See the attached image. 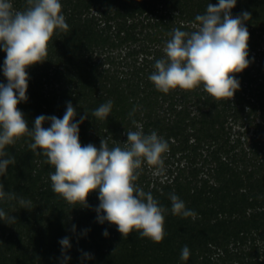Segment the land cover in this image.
I'll return each mask as SVG.
<instances>
[{
	"label": "trees",
	"instance_id": "1",
	"mask_svg": "<svg viewBox=\"0 0 264 264\" xmlns=\"http://www.w3.org/2000/svg\"><path fill=\"white\" fill-rule=\"evenodd\" d=\"M60 2L69 30H56L46 60L26 69L28 99L17 107L31 129L40 115L63 118L70 102L73 122L86 116L81 145L98 149L101 139L123 147L126 132L137 130L132 120L145 134L156 131L169 144L164 173L154 175L145 163L135 183L167 209L166 235L160 243L136 231L124 238L116 225L98 222V191L88 195L87 207L66 202L52 191L54 168L25 136L5 149L16 163L0 182L31 200L32 209L18 199L0 200V210L16 220H0V264H264V0H236L231 9L233 17L250 13L244 22L250 35L249 66L234 74L240 86L229 101L213 99L202 85L165 94L148 79L172 30L193 31L196 15L219 0ZM13 4L22 9L24 0ZM5 58L0 48L2 84ZM108 100L110 115L94 117ZM172 193L196 216L173 215ZM64 237L71 245L66 252L59 243Z\"/></svg>",
	"mask_w": 264,
	"mask_h": 264
},
{
	"label": "clouds",
	"instance_id": "2",
	"mask_svg": "<svg viewBox=\"0 0 264 264\" xmlns=\"http://www.w3.org/2000/svg\"><path fill=\"white\" fill-rule=\"evenodd\" d=\"M235 5L236 0H219L218 5L209 3L204 14L196 15L193 31L172 30L163 48V58L155 60L154 71L148 77L156 90L167 94L177 88L191 91L202 85L217 101L234 97L240 86L234 74L249 66L250 35L244 26L250 13L233 17L231 9ZM56 30H69L60 0H24L22 9L14 8L13 0H0V48L6 53L3 75L7 79V84L0 83V177L6 174L9 165L16 163L5 149L22 137H30L31 151L44 156L45 162L54 168L49 175L55 194L69 204L87 207L88 195L98 191L100 203L95 209L98 222L116 225L124 238L136 231L141 238L160 243L166 235L164 213L167 209L135 182L140 174L138 170L145 163L154 170V175H163V157L169 151L166 140L156 131L145 134L142 126L132 120L137 130L126 132L127 142L123 147L110 148L107 139H101L99 149L93 144L82 146L79 124L86 116L73 122L76 109L70 102L63 118L40 115L31 129L17 107L28 99L26 69L46 60L49 42ZM112 107L113 102L108 100L92 115L104 120ZM45 121L50 122V127L43 126ZM5 198L18 199L22 208L32 209L31 200L6 192L0 182V200ZM169 198L173 215L196 216L176 194H170ZM0 220L9 224L16 222L15 217L3 210H0ZM103 234L107 236L108 232L105 230ZM59 243L65 252L71 247L68 237ZM83 255L91 258L89 253ZM189 256L190 250L184 246L181 259L187 260ZM68 259L64 255V260Z\"/></svg>",
	"mask_w": 264,
	"mask_h": 264
}]
</instances>
